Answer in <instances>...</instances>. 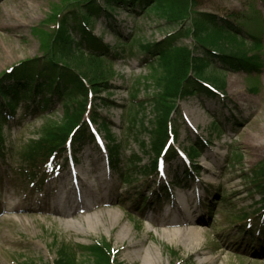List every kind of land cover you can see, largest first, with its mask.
Returning a JSON list of instances; mask_svg holds the SVG:
<instances>
[{
  "label": "rangeland",
  "instance_id": "1",
  "mask_svg": "<svg viewBox=\"0 0 264 264\" xmlns=\"http://www.w3.org/2000/svg\"><path fill=\"white\" fill-rule=\"evenodd\" d=\"M76 1L0 0V79L15 66L46 54L58 14ZM193 2V14L228 19L260 39V46L250 52L259 57L260 71L209 69V75L225 79L226 89L215 100L198 97L179 102L174 122L178 139L170 142L179 157L172 169L166 165L159 177L146 179L132 171L129 160L135 156L141 166L150 162L142 143H150L149 131L155 129L150 100L161 74L141 46L162 43L181 33L184 26L168 24L158 18L157 11L144 17L117 11L109 21L99 18L91 33L95 44L115 47L113 25L130 45L123 57L112 59L111 66L104 65L108 87L101 85L93 102L122 143L123 173L118 176L109 169L105 131L93 126L99 146L86 147L62 170L41 167L35 174H43L45 181L37 188L23 177L25 163L19 153L30 140L39 138L45 118L60 122L64 112L59 102L47 116H17L4 131L0 154V264H54L57 243L87 247L97 241L109 242L125 264H146L145 257L151 253L162 264H264V244L243 235L241 220L254 214L261 199L251 182L264 161V0ZM179 40L183 46H195L191 37L180 36ZM92 43L83 40L85 50ZM102 99L114 106L106 109ZM215 122L223 125L221 137L216 136ZM200 140L204 143L193 159L190 146ZM195 167L197 176L185 177L186 170ZM127 177L131 183L125 182ZM174 177L181 180L180 185L165 191L161 184L168 187ZM40 188L42 192L37 193ZM143 197L148 204L141 202ZM105 205L112 207L94 209ZM112 215L118 217L116 223ZM96 217L102 220H92ZM191 225L200 233V246L166 238L170 230L182 234Z\"/></svg>",
  "mask_w": 264,
  "mask_h": 264
},
{
  "label": "trees",
  "instance_id": "2",
  "mask_svg": "<svg viewBox=\"0 0 264 264\" xmlns=\"http://www.w3.org/2000/svg\"><path fill=\"white\" fill-rule=\"evenodd\" d=\"M193 1L78 0L69 10L58 14L56 29L50 35L46 54L15 66L0 79V154H3L4 131L16 121L17 116L21 114L19 119L29 114L37 118L47 116L54 112L55 104L60 102L64 112L60 122L45 118L39 138L30 140L19 153L25 163L23 177L35 182L37 188L38 185L43 187L44 175L38 177L35 174L41 167L62 168L70 160L69 150L73 156H77L88 146H98L92 126L105 131L110 169L121 176L122 143L112 135L108 119L98 114L93 102L95 95L102 91L101 85L108 87L104 65H110L112 59L123 57L130 45L125 42L122 33H116L113 25L110 28L118 41L115 47L101 42L95 44L91 33L99 18L104 17L109 21L117 11L126 12L132 17L139 13H142L140 17H144L157 11L159 19H164L170 25L180 23L184 28L181 33L168 36L162 43L141 46L144 53L150 56L149 59L154 61L152 64L160 69L161 76L156 81L157 92L150 100L155 109V129L149 131L150 143H142L150 162L141 166V160L135 156L129 161L132 171L146 179L157 177L163 162L168 169H172V163L177 161L179 154L171 147L165 153V147L171 136L178 139L179 129L174 127V122L179 102L198 97L208 100L219 98L220 92L226 89V82L223 78L209 75L207 71L213 67L220 66L225 73L243 71L247 74L261 69L259 57L250 55L260 46V39L228 19H218L206 13L193 14ZM180 36L191 37L195 46L181 45ZM83 40L94 42V46L89 44L92 47L85 50ZM101 101L106 109L114 106L108 100ZM145 103L140 104L141 107ZM214 130L216 136L221 137L223 125L215 122ZM203 143L200 140L190 146L191 158L199 156ZM195 171L198 173L197 167L190 172L186 170L185 177L191 178V173L197 175ZM170 181L169 186H179L181 183L178 177ZM125 182L131 183V178L127 177ZM251 184L253 192L261 199L254 214L241 219L245 225L242 232L250 236L251 241L264 244V161L255 170ZM161 186L167 191L164 184ZM42 190L37 189V193ZM141 202L148 204L144 197ZM256 222L257 226L253 227ZM55 249L54 264H125L117 258V252L109 242L97 241L87 247L57 243ZM79 257L86 261H81Z\"/></svg>",
  "mask_w": 264,
  "mask_h": 264
},
{
  "label": "bare ground",
  "instance_id": "3",
  "mask_svg": "<svg viewBox=\"0 0 264 264\" xmlns=\"http://www.w3.org/2000/svg\"><path fill=\"white\" fill-rule=\"evenodd\" d=\"M111 207H112L111 205L96 206L94 209L95 210L96 209L104 210V209L111 208ZM69 208L71 210H73V206H69ZM95 219L98 222L99 220H102V217H99V219L96 217L92 220L95 221ZM112 219H113L114 223H116L118 221V217L113 216V215H112ZM94 221H92V223H94ZM193 226L186 233L183 232L182 234H179L178 231L172 229L169 232L165 233L166 238L170 242L175 241V240H180V241L184 240L186 245H190V244L194 245L195 244L196 246H200L201 245L200 240H199L200 239V237H199L200 233L197 231V228L195 226L194 227ZM130 246L136 247L135 244H131ZM145 262H146V264H162L160 257L154 256L152 253L149 256L145 257Z\"/></svg>",
  "mask_w": 264,
  "mask_h": 264
}]
</instances>
